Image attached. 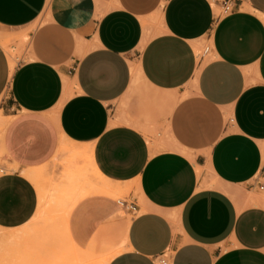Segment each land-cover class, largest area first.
<instances>
[{
  "label": "crops",
  "instance_id": "0c3cea01",
  "mask_svg": "<svg viewBox=\"0 0 264 264\" xmlns=\"http://www.w3.org/2000/svg\"><path fill=\"white\" fill-rule=\"evenodd\" d=\"M220 3L0 0V27L28 44L12 71L0 42L13 167L0 174V228L33 221L27 170L72 144L103 185L137 190L79 198L67 219L79 247L108 264H264V203L251 202L264 194V0Z\"/></svg>",
  "mask_w": 264,
  "mask_h": 264
},
{
  "label": "rangeland",
  "instance_id": "374dc122",
  "mask_svg": "<svg viewBox=\"0 0 264 264\" xmlns=\"http://www.w3.org/2000/svg\"><path fill=\"white\" fill-rule=\"evenodd\" d=\"M217 12L220 13L221 10H218ZM38 25L39 23H37L35 28H37ZM26 36L27 33L15 32L12 29L0 27V42L8 54L9 50L12 51L13 54H10L11 61L12 59L14 61L15 58L17 63L23 58L28 44L23 43L22 40ZM209 46V41H203L199 52L203 54ZM136 78H138V74L135 75V79ZM2 104V100H0V117H3ZM3 126L4 125H0V174L10 171L13 168L2 147L3 134L7 125ZM155 136L158 138V133H155ZM64 145L62 144V150H60V147L58 155L49 164L31 170L35 173L37 171L39 172L36 174H40L38 176L40 179L39 181H41L47 189L49 202L44 214L33 219V221L26 226L15 230L0 228V264H65L66 262H64V259L65 261L71 260L74 264L80 262L84 264H100L101 260L108 255V253H105L102 248H82L76 244V247H74L68 242L69 240L72 241L68 234V218H64L61 208L53 203L52 193L55 192L54 187H57L60 184L64 173L70 171L69 169H74L73 171L77 172L85 170L86 179H84V183L88 182L89 184L90 182V184L94 183L93 185H96L97 183L102 184L105 182V178L97 170L92 156L85 155V153L83 155H78L75 153L76 149L71 148L69 150L70 146H68L67 149V145ZM87 176L89 177V181L87 180ZM85 180L87 181L85 182ZM114 189L118 192V195L114 196L116 199L128 198L131 192L137 194V190L133 188H125L121 192L120 188ZM251 202L264 203V194L259 197H253ZM22 231L27 232V234ZM12 233L18 235V240L14 239L10 241L9 238H6ZM68 237H70L69 240ZM62 256H65L62 260L63 262L60 261L61 258H63Z\"/></svg>",
  "mask_w": 264,
  "mask_h": 264
},
{
  "label": "bare ground",
  "instance_id": "6f19581e",
  "mask_svg": "<svg viewBox=\"0 0 264 264\" xmlns=\"http://www.w3.org/2000/svg\"><path fill=\"white\" fill-rule=\"evenodd\" d=\"M264 17V16H263ZM9 54H13L11 52V50H9ZM11 67H12V71L14 70V67H15V62L11 61ZM8 123V119H5L4 117H0V125H4L6 126ZM3 126V127H4ZM65 143V142H64ZM64 145V144H63ZM72 145V144H71ZM70 145V146H71ZM62 146V145H61ZM65 146V145H64ZM65 148V147H63ZM68 149V145L66 147ZM65 148V149H66ZM72 147L69 148V150L71 149ZM66 149V150H67ZM78 149V148H77ZM82 149V148H81ZM86 149V147H85ZM84 149V151H85ZM62 150V147L61 149ZM68 150V151H69ZM64 151V149H63ZM75 151V150H74ZM75 153H77L78 155L81 154L83 155L84 152L83 150L80 151V150H76ZM72 164V163H71ZM70 166V165H69ZM74 168V167H73ZM70 171H67L64 173L63 175V179L62 181L60 182V184L57 186V187H54L55 188V192L52 193V200H53V203L61 208V210L63 211V214H64V218H68L69 216V213L72 209V207L75 205V203H77V201L79 200V198H81L82 196L84 195H88V193H91V192H102V193H106V194H110V195H118V192L117 190H115L112 186L110 185H101V183H97L96 185H92L88 184L87 183H84V179H86V175L84 172L85 170H80V171H73L71 169H69ZM38 172V171H37ZM36 172V173H37ZM35 172L33 171H28L26 172L27 176L36 184L37 188H38V191H39V209L37 211V214L35 216V218H38L40 216H42L46 210V207H47V204L49 202L48 200V196H47V189L45 188V186L41 183V181H39V175L40 174H36ZM39 173V172H38ZM89 179V177L87 176V180ZM101 179V178H100ZM85 180V182L87 181ZM89 181V180H88ZM97 181V180H96ZM91 182H95V181H91ZM99 182V181H97ZM109 184V183H108ZM112 185V184H111ZM221 187H223L226 192H232L233 188H231L232 186H229V187H226V186H223L222 184H220ZM54 190V189H53ZM52 204V203H51ZM55 207V206H54ZM34 218V219H35ZM26 226V225H25ZM24 227V226H23ZM24 232L25 234H27V232L25 231H22ZM23 236V235H22ZM68 236V235H67ZM2 237V236H1ZM5 237V236H4ZM3 237V238H4ZM18 235L15 234V233H12V234H9L8 237L6 238H9L10 241L11 240H14V239H17L18 240ZM1 239V238H0ZM70 239V237H68V240ZM4 240V239H2ZM7 240V239H6ZM8 241V240H7ZM6 241V242H7ZM72 246L76 247L75 243L71 240L68 241ZM9 243V242H8ZM16 243V242H15ZM14 244V242H13ZM63 257V256H62ZM65 257V256H64ZM61 258V262H63L62 260L64 259ZM110 258L111 257H108V256H105L100 264H108L109 261H110ZM58 260V261H59ZM64 262H66L65 264H74L73 262L70 261H65L64 259ZM77 264H84L82 262L80 263H77Z\"/></svg>",
  "mask_w": 264,
  "mask_h": 264
},
{
  "label": "built area",
  "instance_id": "2783aa9c",
  "mask_svg": "<svg viewBox=\"0 0 264 264\" xmlns=\"http://www.w3.org/2000/svg\"><path fill=\"white\" fill-rule=\"evenodd\" d=\"M234 1L235 0H221V3H220V6H221V9H222V13H229V12H232L235 8L234 6ZM260 188L263 189V185H260ZM125 203V201H124ZM131 209L135 210L136 207L133 206V205H130ZM159 262L161 264H167L168 263V258L167 256H161L159 258Z\"/></svg>",
  "mask_w": 264,
  "mask_h": 264
}]
</instances>
